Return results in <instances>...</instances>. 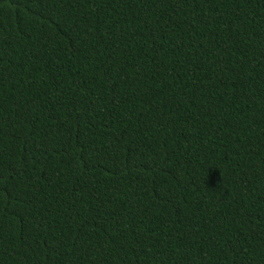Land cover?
Here are the masks:
<instances>
[{"label": "trees", "instance_id": "obj_1", "mask_svg": "<svg viewBox=\"0 0 264 264\" xmlns=\"http://www.w3.org/2000/svg\"><path fill=\"white\" fill-rule=\"evenodd\" d=\"M0 264H264V0H0Z\"/></svg>", "mask_w": 264, "mask_h": 264}]
</instances>
